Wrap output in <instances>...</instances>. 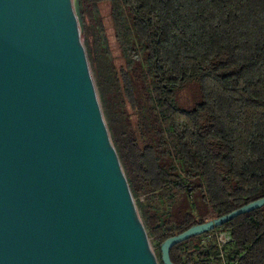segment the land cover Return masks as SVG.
I'll list each match as a JSON object with an SVG mask.
<instances>
[{"label":"trees","instance_id":"obj_1","mask_svg":"<svg viewBox=\"0 0 264 264\" xmlns=\"http://www.w3.org/2000/svg\"><path fill=\"white\" fill-rule=\"evenodd\" d=\"M79 2L85 34L90 26L102 30L99 4L109 6L126 69L107 66L105 81L87 36L86 54L110 137L163 264L159 245L166 238L264 196V0ZM194 181L206 210L199 216L179 201L197 190ZM155 193L165 211L148 200ZM216 229L230 231L239 264H264V205L205 233ZM205 249L197 235L169 255L174 264H210L209 255L218 264V251Z\"/></svg>","mask_w":264,"mask_h":264},{"label":"water","instance_id":"obj_2","mask_svg":"<svg viewBox=\"0 0 264 264\" xmlns=\"http://www.w3.org/2000/svg\"><path fill=\"white\" fill-rule=\"evenodd\" d=\"M263 205L166 238L162 263ZM0 264H159L102 113L79 0H0Z\"/></svg>","mask_w":264,"mask_h":264},{"label":"rangeland","instance_id":"obj_3","mask_svg":"<svg viewBox=\"0 0 264 264\" xmlns=\"http://www.w3.org/2000/svg\"><path fill=\"white\" fill-rule=\"evenodd\" d=\"M99 10H100L99 22H102V24H103L102 30L100 31L98 29V25H95L94 27L90 26V29L87 30V34L84 33V47H85V51H86L85 37L87 36L89 48L91 49V53H92V57H94V59H95L94 60L95 65L97 66V68L99 70H103V77L106 81L108 76H109V72H108L109 66H112L113 68L115 67L116 69L119 67L120 68L123 67L124 69H126V64H125L124 56L121 52L119 40L116 36L117 31L115 30V26L111 20L110 15H109L108 4L100 3L99 4ZM86 56H87V54H86ZM87 59H88V56H87ZM88 62H89V60H88ZM89 65H90V62H89ZM90 69H91V67H90ZM91 73H92V70H91ZM92 77H93V74H92ZM93 80H94V77H93ZM94 84H95V80H94ZM95 87H96V84H95ZM96 90H97V87H96ZM97 93H98V91H97ZM188 93H189V90L184 91V94L187 95ZM99 100H100V98H99ZM100 104H101V102H100ZM101 109H102V106H101ZM127 110L130 111L129 107ZM102 113H103V110H102ZM103 116H104V114H103ZM104 119H105V117H104ZM117 127L119 128L120 126H117ZM193 186H195L197 190H195V192H190V193L184 194L181 197L182 200H179V201L182 205H184L186 208H188L195 216H199V215H202L203 213H205L206 210H205V206H204V201L202 200L201 193L199 192V187H198L197 182L194 181ZM141 198L144 199V197H141ZM148 200L154 206H156L158 209L164 210V211L166 210V203H164V201L160 198L158 193L149 195ZM134 201H135V199H134ZM135 204H136V202H135ZM137 209H138V207H137ZM138 212H139V210H138ZM139 215H140V213H139ZM141 220H142V218H141ZM222 235H229L231 238V241H232L230 246H227V244H224V247L221 249L222 250V263L229 264L235 257L233 254V246H232L234 239H233L230 231L216 229L212 233L206 234L204 232L202 234H199L200 243L202 246H204L206 248L205 251H207L208 249L213 248V247L216 249V251H218L219 245L221 243V241L219 240V237ZM221 250H220V254H221ZM218 253H219V251H218ZM210 256H212V255H209L208 257H210ZM217 257L219 258V262H218V264H219L220 263V257L218 255H217ZM214 264H216L215 260H214ZM238 264H239V261H238Z\"/></svg>","mask_w":264,"mask_h":264},{"label":"built area","instance_id":"obj_4","mask_svg":"<svg viewBox=\"0 0 264 264\" xmlns=\"http://www.w3.org/2000/svg\"><path fill=\"white\" fill-rule=\"evenodd\" d=\"M219 240L221 241L220 245H219V253L218 256L220 257V263L219 264H226V263H222V248L224 247V244H227V246H230L232 241L229 235H222L219 237ZM220 250H221V254H220ZM210 260V264H214V259L212 256L209 257ZM229 264H238V259L236 257H234V259L229 263Z\"/></svg>","mask_w":264,"mask_h":264}]
</instances>
